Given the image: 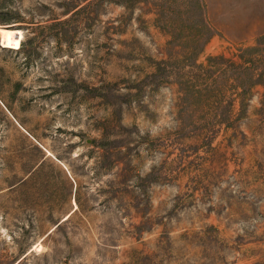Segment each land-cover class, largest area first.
<instances>
[{
	"label": "rangeland",
	"instance_id": "1",
	"mask_svg": "<svg viewBox=\"0 0 264 264\" xmlns=\"http://www.w3.org/2000/svg\"><path fill=\"white\" fill-rule=\"evenodd\" d=\"M112 1L0 0V264H264V0Z\"/></svg>",
	"mask_w": 264,
	"mask_h": 264
},
{
	"label": "bare ground",
	"instance_id": "2",
	"mask_svg": "<svg viewBox=\"0 0 264 264\" xmlns=\"http://www.w3.org/2000/svg\"><path fill=\"white\" fill-rule=\"evenodd\" d=\"M3 35H8V36H13V37H17V36H21L22 35V31L21 30H15V29H8V28H3ZM75 204V208H77L76 203ZM66 217V216H65Z\"/></svg>",
	"mask_w": 264,
	"mask_h": 264
},
{
	"label": "trees",
	"instance_id": "3",
	"mask_svg": "<svg viewBox=\"0 0 264 264\" xmlns=\"http://www.w3.org/2000/svg\"><path fill=\"white\" fill-rule=\"evenodd\" d=\"M112 2H115V3H118V2L126 3V2H128V0H113ZM241 95H242V93H241Z\"/></svg>",
	"mask_w": 264,
	"mask_h": 264
}]
</instances>
